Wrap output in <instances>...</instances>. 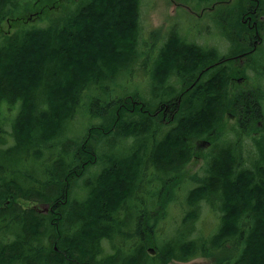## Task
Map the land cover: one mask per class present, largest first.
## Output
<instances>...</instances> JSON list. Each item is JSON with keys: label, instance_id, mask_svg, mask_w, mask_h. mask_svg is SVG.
Listing matches in <instances>:
<instances>
[{"label": "trees", "instance_id": "obj_1", "mask_svg": "<svg viewBox=\"0 0 264 264\" xmlns=\"http://www.w3.org/2000/svg\"><path fill=\"white\" fill-rule=\"evenodd\" d=\"M22 1L0 0V33L3 20L11 23L22 13H15ZM251 1L255 3V0ZM80 4L81 1L64 14L59 11V15L50 18L47 26L17 28L16 32L6 34L0 43V100L21 102L14 122L16 147L8 151L15 148L26 151L35 142L55 138L73 115L84 86L112 79L138 59L135 38L139 0H86L85 5ZM257 8L263 16L258 25L261 33L264 30V0H259ZM242 11L229 14L221 23L225 37L233 45L221 55L216 47H203L179 33H170V38L152 56L148 70L155 103L151 104L137 93L127 98L129 104L118 97L108 102L103 110L96 108L97 100L92 101L90 107L94 114L102 115L105 111L106 124L91 123L74 150L65 159L60 158L66 166L55 169L53 175L49 173L46 182L45 179L38 180L36 187L29 184L21 192V198L44 200L37 202L47 203L49 211L39 214L34 213L33 208L22 207L16 212L13 204H17L14 198L19 194H2L0 190V202L9 200L0 216V264H171L172 259L190 260L196 256L213 257L214 264H264V163H257L254 168L241 167L242 155H234L231 144L206 155L207 175L188 191V202L192 206L209 195L221 200V221L217 231L208 237V244L197 247L196 242L187 240L176 247L169 242L157 246L155 238L151 237L153 225L147 221L143 224L134 222L135 228L130 233L134 240L131 247L97 259V254L102 253L101 238H112L117 227H125L123 220L111 222V212L117 210L121 199L128 195L127 185L132 187L141 165L150 163L162 171H166V166L174 171L181 169L197 153V139L205 137L211 143L218 140L226 117H236L237 128L244 132H260L256 138L258 145L264 141L262 87L254 85L234 92L229 87L230 77L240 68L231 67L233 55L247 54L245 62L260 73L264 67L263 63L256 65L251 61L254 49L247 45L249 26L243 22ZM48 13L46 10L45 14ZM209 63L212 65L208 66ZM169 75H177L182 83L184 80L176 93L174 86L166 83ZM194 79V83L185 89ZM40 87L42 90L38 92ZM42 97L46 107L38 109L36 125H29L33 121L31 112L37 109V100ZM162 102L174 111L173 118L168 120L169 129L161 137L154 136L150 147L141 144L134 148L140 150L131 153L130 157L118 159L112 155L110 161L117 159L118 167L102 170L98 187H93L86 208L84 203H72L68 208L62 206L65 218L60 216L53 221L52 213L59 204L66 203L73 174L79 176L95 155L92 135H99L103 142V135L108 133L135 137L146 133L148 128L158 131L163 122L161 115L151 114L150 118L147 112L153 113ZM114 108L108 122L106 114ZM125 110H138L143 119L126 122L121 117ZM35 126L37 135L32 136ZM120 171L128 174L127 181L110 186L112 181L105 176L110 174L112 177ZM1 178L5 181L3 186L8 188L10 180ZM11 182L17 184L16 179ZM100 198L109 202L103 204L97 201ZM148 244L155 246L151 247L154 255H148Z\"/></svg>", "mask_w": 264, "mask_h": 264}, {"label": "rangeland", "instance_id": "obj_2", "mask_svg": "<svg viewBox=\"0 0 264 264\" xmlns=\"http://www.w3.org/2000/svg\"><path fill=\"white\" fill-rule=\"evenodd\" d=\"M80 1V6L85 5L84 2L86 0ZM211 1L139 0L138 27L135 38V50L137 51L138 59L132 62L127 69L121 70L112 79L103 80L98 84L91 83L93 85L89 84L87 87L84 86L85 88L83 87L78 95L73 115L65 121L58 135L52 140L35 142L28 150L25 149L26 151L18 148L8 151L16 147L15 137L17 139V136L13 124L19 115L18 105L20 102H8L5 98H2L0 100L1 193L19 194L14 200L20 207L29 208L31 205L37 204L40 208H43L44 205L42 204L44 203L37 201L44 200L21 198V192L29 184L36 187L38 180L45 179L44 182H46L49 180L47 178L49 173L53 175L55 169L66 166L65 162H62L60 158L65 159L70 154V151L74 150L75 144H78L87 134V128L91 123L106 124L105 115H103L105 111L102 115L99 112L96 114L92 112L90 105L93 100L98 101L96 108L99 110H103L102 108H105L108 102L118 97H121L123 101L129 104L127 98L131 97L134 93H137L151 104L155 103L156 100L152 98L154 94L153 84L152 80L149 79L148 70L151 68V60L154 58L152 56L158 53L157 48L160 43H164L166 39L170 38V33H179L187 40L196 42L203 47H216L220 55L227 53L233 45L225 37L221 23H223L225 14H228V12L229 14H235L237 12V10L233 11L235 0H228L224 4H216L215 7H211ZM31 2L32 0L22 1L15 13L19 14V12H22ZM77 3H71V0H61L60 8H49V14H42L41 18L31 22H24L23 19L19 18L11 23L3 20L1 22L0 43L6 34L16 32L17 28L47 26L50 18L59 15L57 14L59 11L60 14H64L67 8L76 6L75 4ZM245 3H247V0H245ZM250 57L251 61H254L256 65L260 63L264 64V30L261 31V40ZM242 59L243 61L236 63V65L234 63L231 64V67L239 66L242 69L241 74L244 76V79L238 82L239 85L244 87V89L260 85L264 91V67H262V72L260 73L256 71L254 66L250 67L244 58ZM155 68L156 66H154L153 71ZM166 83L174 86L175 93L183 85L177 81L175 75H169L166 78ZM34 90H36V87ZM40 90H42V87L38 89V92ZM44 101L43 97L37 100V109L35 108L31 112L33 121L29 125H33L34 123L36 125L38 109L46 107V102L44 103ZM114 111L115 108L111 113L106 114L108 122H110ZM138 112V110L134 112L125 110L121 117L126 122L143 119ZM149 112L151 113V111ZM147 116L152 117L148 112ZM147 126H150V124ZM169 127V122H162V126L158 131L148 128L146 133L135 135V137L115 136L114 133H108L103 135L101 139L104 143L100 142L99 135L93 134L91 139L93 144H91L95 155L93 158H90L91 162L84 166L79 176L73 174L74 177L69 184L70 190L69 194L67 193L66 203L59 204L55 210L56 212L52 213L51 217L53 219L60 216L65 218V214L62 215L61 208H68L72 203H84L85 209L86 202H88L89 197L93 194V187H98V179L102 170L110 166L118 167L117 159L114 162L110 161L112 155L117 156L118 159L130 157L131 153L134 154L139 149L134 148L141 146V144L149 146L154 136L161 137ZM260 134L258 131H252L251 133L244 132L242 129L237 128L236 117H226L220 129L218 140L211 143L205 137L197 139V153L181 169L174 171L171 167L166 166V171H162L151 166L152 164L150 163L149 165L146 163L141 165V171H139L138 178L132 182V187L128 188L129 184L127 185L128 195H125L121 199L119 208L111 212V222L113 220H118L119 222L123 220L125 227H117L112 238L108 236L101 238L99 245L102 253L97 254V259L101 260L103 255L118 249H129L128 247H131V244L134 242L131 237L132 234H130L135 228L134 222L143 224L144 221H147L148 224L153 225L151 237L155 238L157 246L164 242H169L171 246L176 247L187 240L196 242L197 247L208 244V237L217 231L221 221V200L218 196L209 195L192 206L188 202V191L197 186L201 179L207 175L206 155L208 156L211 152L224 145H233L234 155H242L241 164L239 163L241 167L254 168L257 163H264V141L259 145L256 142V138H259ZM2 135L5 137L3 138ZM31 135H37L36 126ZM93 138H96V140L94 141ZM204 139L208 140L209 144L201 142ZM142 158L145 161L146 155L144 153L142 154ZM147 165L148 167L146 168ZM1 177L10 180L9 184L11 185L8 187L9 190L7 186H3L5 181ZM127 177L128 174L126 172L120 171L112 177L110 174H107L105 179H111L112 182L109 184L112 186L126 182ZM12 179L17 180L16 185L12 184ZM100 188H104V186L100 185ZM99 200L103 204L109 202V200L102 198L97 201ZM88 211H91V207ZM38 213L41 214L40 212ZM137 218L139 219L137 220ZM53 221H57V219ZM74 230L75 228H73ZM47 240L49 241V237ZM150 247L154 248L155 246L150 244L146 246V248ZM146 251L148 255L155 254L149 249ZM177 253L180 254V251H177ZM191 262L214 264L215 259L213 257L196 256L190 260L172 259L170 261L171 264H186Z\"/></svg>", "mask_w": 264, "mask_h": 264}, {"label": "flooded vegetation", "instance_id": "obj_3", "mask_svg": "<svg viewBox=\"0 0 264 264\" xmlns=\"http://www.w3.org/2000/svg\"><path fill=\"white\" fill-rule=\"evenodd\" d=\"M60 1L61 0H51L50 3H46V2H44V0H42V1H40V0H32V2L28 5V7H25L22 10L23 14L21 13L22 15L17 16L16 19L17 18L23 19L24 22L34 21V20H36L38 18H41L42 14H45V11L49 10V8L50 9H52V8H60L61 7ZM79 1L80 0H71V3H76V2H79ZM227 1L228 0H212L211 1V4H212L211 7H215V5L219 4V3H223L224 4ZM254 2L255 3L252 4L251 0H247V3H245V0H235V3H234L235 6L233 7V11L235 12L236 10H243L242 14H241V16L243 18V22L244 23L247 22L248 26H249L248 33H247L248 34V44L247 45H251L250 49H254L255 50L257 44L261 40V33H260L259 28H258V25L260 24L259 20L262 19L263 16L259 15V12H258L257 6L259 4V0H255ZM74 7L75 6H71V7L67 8V10L64 11V12H69V9L70 8H74ZM56 10H58V9H56ZM228 16H229V12H228V14H225V18L228 17ZM6 22H8V21H6ZM162 44H163V42L160 43V45L158 46L157 50L160 48V46ZM249 50H246V52H248ZM246 56H247V54H245V53H238L237 55H233L232 56V58H231L232 60L231 61H232V63H234L236 65V63L243 61L242 58L246 59L245 58ZM207 65L211 66L212 64L209 63ZM241 72H242V69L239 68V72L236 73V76H231L230 77L229 87H230L231 91H233V90L239 91L240 89H244V87H242L238 83L240 80L244 79V76H242ZM198 75H199V73L197 74V76ZM196 77H195V79H196ZM176 78H177V81H178L177 75H176ZM195 79L193 81L191 80V83H188L187 86L185 87V89L189 88L194 83ZM179 82H180V80H179ZM183 83H184V80H183ZM20 104H21V102L18 105L19 106L18 111H20ZM13 108H14V106H13ZM149 114H160L161 115V119L163 120L164 123H166V122H168L169 119L173 118L174 111L169 106V104H167L165 102H162L158 109H156L153 113L149 112ZM8 119H10V118H8ZM14 122H15V120H14ZM13 126H14V124H13ZM2 137L4 138L5 136L2 135ZM14 137H15V133H14ZM8 138H10V136H8ZM1 141L3 142L2 138H1ZM16 141H17V139L15 137V144H16ZM201 142H205L206 144H209L208 143L209 141L206 140V139L201 140ZM195 146H198L197 141H195ZM8 202H9V200H6L5 202H1L0 203V216H1V214L4 213V211H2V209L6 208L8 206L6 204ZM42 205H44L43 208H40L39 206H36L34 204L31 205L30 208H33L34 213H38V212H45L46 213L47 211L50 210V207H49V205L47 203L42 204ZM13 210L18 212V211L22 210V207H20V205H18V203L17 204H13ZM21 214H22V212H21Z\"/></svg>", "mask_w": 264, "mask_h": 264}, {"label": "water", "instance_id": "obj_4", "mask_svg": "<svg viewBox=\"0 0 264 264\" xmlns=\"http://www.w3.org/2000/svg\"><path fill=\"white\" fill-rule=\"evenodd\" d=\"M149 250H150V251H154V249L151 248V247L149 248ZM186 264H199V263H198V262H191V263H186Z\"/></svg>", "mask_w": 264, "mask_h": 264}, {"label": "bare ground", "instance_id": "obj_5", "mask_svg": "<svg viewBox=\"0 0 264 264\" xmlns=\"http://www.w3.org/2000/svg\"><path fill=\"white\" fill-rule=\"evenodd\" d=\"M108 168V167H107ZM31 244V243H30ZM33 245V244H32ZM37 249V248H36ZM24 251V250H23ZM42 253V252H41Z\"/></svg>", "mask_w": 264, "mask_h": 264}]
</instances>
